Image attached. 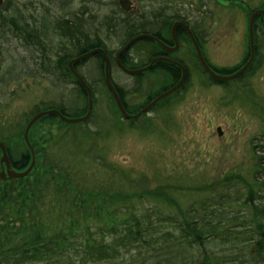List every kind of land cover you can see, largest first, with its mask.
Segmentation results:
<instances>
[{
	"label": "trees",
	"instance_id": "trees-1",
	"mask_svg": "<svg viewBox=\"0 0 264 264\" xmlns=\"http://www.w3.org/2000/svg\"><path fill=\"white\" fill-rule=\"evenodd\" d=\"M163 1L156 7V13L152 4L149 11L143 15L141 12L140 16L124 11L120 0L116 3L112 1L116 9H112L101 22H96L97 13L90 15L91 28L87 20H83L84 15L66 9L69 4L66 0L60 3L62 12L58 19L50 21L46 8L41 14L44 17L41 26H37L35 11H29L33 15H29V20L25 19L20 1L2 0L0 107L5 98L10 97L14 101L18 97L19 91L12 86L28 78L48 80L58 97L54 96L52 102L42 101L32 113L10 123L6 130L1 131L3 136L0 135V140L6 143L5 137L10 139L13 135H24L31 118L42 111L58 110L71 118L86 115L87 91L72 74L69 65L89 51L102 48L107 52L112 79L116 69L132 78L118 66L120 50L114 56L107 45V41L114 39L112 33H116L121 24H125L126 32L115 35L122 49L144 33L163 37L177 20H187V23L192 22L196 26V30L206 31V20L212 15L207 8V11L203 9L205 0H199L204 16L201 18L197 9H191L192 17L188 16L191 21H188L187 15L177 12L186 11L183 6L172 7V14H166ZM239 1L249 5L252 0ZM9 31L18 36V50L15 52H28L32 61L22 60L21 57L18 60L15 55L6 52L12 37ZM183 31L180 29V32ZM203 32L196 36L202 49L206 43ZM263 43L264 24L261 18H257L254 23L255 59L233 80L214 79L204 70L196 55L194 57L193 54L191 59L201 78L207 80L204 84L223 85L225 89H230L232 83L235 88L240 82L239 86L250 96L253 91L246 77L260 66L259 47ZM153 44L152 39L138 40L122 55L121 62L130 69L146 66L150 58L145 56L146 60L135 61L131 51L137 45L152 47ZM91 60L98 72L95 80H90V75L87 77L80 71V66ZM185 66L190 84L192 71H189L188 64ZM164 67L165 72L174 75L177 81L180 69L175 71L176 67L172 65ZM74 68L93 91L91 118L85 123L71 125L57 115L43 117L39 122L58 119L66 126L58 131L53 127L48 135L45 134L48 140L42 138L41 143L45 145L40 148L39 162L35 167L42 166L45 169L43 175L34 172L30 174L32 179L30 176L13 180L0 178V264H264V138L254 145L255 164L248 187L235 185L207 190L168 186L164 191L161 189L163 193L154 192L150 176L141 175L136 179L135 173L108 159L107 143L112 136L120 133V128H133L141 120L123 119L105 82L102 54L75 64ZM241 68L213 70L229 76ZM113 83L126 106L128 92L114 79ZM188 83L184 85L186 88ZM136 84L141 87L140 83ZM185 87L177 93L184 91ZM169 102L168 96L154 110L167 106ZM9 105L10 102L5 108ZM126 108L129 113H134ZM32 147L36 153L39 146L33 144ZM28 150V154L18 160L11 156L13 168L24 171L31 165L32 152ZM85 194H89L92 200L88 201ZM117 196H124L127 200ZM105 197L111 199L106 201ZM253 214L255 218L251 222Z\"/></svg>",
	"mask_w": 264,
	"mask_h": 264
},
{
	"label": "rangeland",
	"instance_id": "rangeland-1",
	"mask_svg": "<svg viewBox=\"0 0 264 264\" xmlns=\"http://www.w3.org/2000/svg\"><path fill=\"white\" fill-rule=\"evenodd\" d=\"M18 1L23 8L25 19L29 20V15H33L29 11H35V17H38L37 26L40 23L44 24L42 20L44 17H41V14L45 12L46 8L49 11L47 14L50 21L58 19L62 12L60 11L62 0ZM66 1L69 2L66 9L77 11L81 16L84 15L83 20L86 19L91 28V14L97 13L96 19L98 20L96 22H101L112 9H116L112 1L118 2V0ZM205 1H207L206 8L211 12L209 15H212V18L206 20L205 32L199 30V33L203 32L206 37V43L202 50L204 59L211 69L232 71L234 67L241 68L247 62L250 51L249 22L256 10L264 8V0H252L249 5L239 0ZM133 2L134 9L131 12L136 13L137 16H140L138 14L141 12L142 15L144 12L147 13L152 6V0H133ZM160 3L161 0L155 5ZM163 4L165 8L167 5L170 7L183 6L190 11L200 6V1L164 0ZM3 5L1 3L0 8ZM156 6L152 9H155ZM210 7L211 9H209ZM206 8H203L204 11H207ZM252 9L255 10L252 11ZM197 11H199L200 17L204 16L203 10L201 12L199 7ZM198 20L200 21L201 18ZM124 25L121 24L118 31L112 33V37L115 39L112 41L114 42L107 41V45H109L114 56L122 49L120 40L115 34H124L126 32ZM8 33L12 37L6 46L8 51H5L15 55L18 60L21 57L22 60L25 58L27 61H32L33 58L29 56L28 52L25 53L24 50L15 52L18 50L16 47L18 36L12 31ZM140 46L134 47L131 51V56L135 61L141 59L138 58L136 50L148 55L140 49ZM256 51L255 48V55ZM259 51L261 54L259 57L260 66L256 68L257 70L253 74L246 77V82L253 91L250 96L239 86L241 85L240 82L235 85V88L232 83L230 89H225L226 87L224 88L223 85L204 84L207 80L201 78L194 62L190 61L188 65L192 70V77L187 88L184 86L186 89L171 99L167 106H160L156 111L153 110L146 117L141 118V121L133 128L130 126L120 128V133L112 136L107 143L109 161L118 164L119 167H123L127 171H132L135 173L136 179L141 175L150 176L151 187L154 192L163 193L162 191L168 189V186L180 187L178 189L208 188L207 190L235 185L248 187L252 166L255 164L254 145L261 143L264 138V43L261 48L259 47ZM186 58H189L187 53ZM134 65L139 66L136 63ZM80 71L87 77L90 75V80H95L98 75L92 60L80 66ZM161 74L162 70L159 68L146 71L142 74L141 87L136 86V80L133 77L125 76L117 69L113 71V79L128 92L126 103L130 108L141 110L148 95L159 90L162 81ZM14 85L12 89L15 88L19 91L18 97L14 101L10 97L5 98L0 107L1 136H3L1 131L6 130L10 123L16 122L25 114L32 113L35 106L42 101L52 102L53 97L57 96L52 91L48 80L28 78L24 82ZM8 102H10V107L5 108ZM53 127H55V131H58L61 127L66 126L58 119L38 121L30 131V143L39 146L35 153L36 165L39 162L40 148L45 145V143H41L43 142L42 138L48 140L45 134L48 135L49 129ZM5 139L6 143L2 140L0 142L4 144L10 160L11 156L14 160H18L24 154H28L29 150L22 133L17 136L13 135L10 139L5 137ZM1 158L2 150L0 148V160ZM11 163L13 164L12 160ZM35 164L30 174L33 175L35 172L36 175H43L45 169L39 165L36 168ZM1 172L0 166V174ZM29 178L32 179L33 177L30 176ZM161 181L164 182L159 184ZM85 195L88 201L92 200L89 194ZM117 197L118 199L123 197L127 200L124 196ZM163 198V196L160 197L162 200ZM107 199H111V197H105V200L109 201ZM254 218L253 214L250 218L251 222L254 221Z\"/></svg>",
	"mask_w": 264,
	"mask_h": 264
},
{
	"label": "water",
	"instance_id": "water-1",
	"mask_svg": "<svg viewBox=\"0 0 264 264\" xmlns=\"http://www.w3.org/2000/svg\"><path fill=\"white\" fill-rule=\"evenodd\" d=\"M2 3V0H0V4ZM120 6L122 7V9L126 12H130L133 10L134 6H133V1L132 0H120ZM262 15L263 20H264V10H258L256 12L253 13L250 23H249V37H250V59L248 61V63L238 72L226 76V75H221L218 74L216 71H214L213 69H211L208 65V63L206 62V60L204 59V54L200 48L199 43L196 41V39L194 38L192 32L190 31V29H187L188 34L190 35L194 47L196 49V53L197 56L199 58V61L202 65V67L204 68V70L210 75V77L217 79V80H222V81H227V80H233L235 78H237L239 75H241L248 67L249 65L252 64L254 57H255V45H254V23H255V19L257 18V16ZM178 25H183L181 23H177L174 26V30L176 29V27ZM144 38H150V39H155L156 38L150 36V35H140L137 36L135 38H133L130 42H128V44L122 49V51L119 52L118 57H117V63L118 66L128 75L131 76H135V75H140L141 73H144L148 70L151 69L152 64L145 67V68H141V69H130L127 68L122 62H121V57L123 55L124 52H126L129 48H131L133 46V44H135L138 40L140 39H144ZM160 42V41H158ZM177 43V41H176ZM97 54H102L104 61H105V82L106 85L108 87V89L110 90L111 94L113 95L114 99H115V103L117 105V108L119 109L123 119L126 120H131V119H137L138 117H140L141 115H143L144 113L150 111L159 101H161L162 99H165L166 97L170 96L171 94H173L178 88H180L184 82L186 81L187 75H186V70L185 68L177 62H174L175 65H177L178 67L181 68L182 70V78L180 80V82L177 84L176 87L172 88L171 90L162 93L159 97H157L149 106L145 107L142 111H140L139 113H137L136 115H132L130 113H128L126 111V108L124 106L123 100L121 99L114 83H113V79L111 76V71H110V60L108 55L106 54V52L103 49H96L90 52H87L81 56H79L78 58L74 59L70 65L69 68L72 72V74L77 78V80L85 87L87 94H88V112L85 116L80 117V118H71V117H67L65 115H63L60 111L58 110H48V111H42L40 113H38L27 125L25 133H24V141L26 146L31 150L32 152V157H33V162L31 164V166L24 170V171H17L13 168V165L11 163V160L8 156L7 150L4 146V144L2 142H0V148L2 150V158H1V166L2 168L5 167V169L2 170L1 174H0V178L3 180H12V179H23L27 176V174H30L31 171L33 170V166L35 164V151L30 143L29 140V134L30 131L32 130V128L34 127V125L39 121V119L41 117H45V116H50V115H57L63 122L74 125V124H80V123H85L86 121H88L91 118V114H92V109H93V91L92 89L89 87V85L87 84V82L85 81V79L75 70L74 65L78 64L92 56H95ZM168 60V59H166ZM220 132V131H219ZM221 134V132H220Z\"/></svg>",
	"mask_w": 264,
	"mask_h": 264
},
{
	"label": "flooded vegetation",
	"instance_id": "flooded-vegetation-1",
	"mask_svg": "<svg viewBox=\"0 0 264 264\" xmlns=\"http://www.w3.org/2000/svg\"><path fill=\"white\" fill-rule=\"evenodd\" d=\"M157 1L156 0H152V8L155 7ZM207 1H205V5L207 7ZM168 4V3H167ZM166 4V5H167ZM204 5V8H206ZM158 7V5L156 6ZM178 7V6H177ZM198 7H196V9L198 10ZM165 8V7H164ZM186 9V8H185ZM211 9V7L209 8ZM166 10V11H165ZM199 10L202 12V9L199 8ZM261 10H264L261 9ZM153 11L155 12L156 11V8L153 9ZM191 11L193 10H190L188 11V8L186 9V11H177L179 14H183L186 16L187 15V19L188 21H191L189 19H191L190 17H188L189 15L192 17L191 14H188V13H191ZM258 11V10H256ZM255 11V12H256ZM164 12L166 14H172V7L168 6L167 5V8L164 9ZM188 12V13H187ZM156 13V12H155ZM197 14L198 16H200L199 14V11H197ZM156 17V16H154ZM202 18V17H201ZM258 19H262L263 21V24H264V20H263V17L262 15H259L257 16ZM257 18L255 19V23H256V20ZM198 19V18H197ZM197 21V20H196ZM186 22V23H185ZM177 23H181L183 25H178L176 27V29L174 30V26L177 24ZM190 29V31L192 32L194 38L196 39V41L199 43L200 45V48L201 50L202 47H201V44L198 40L197 37H199L200 33L198 30H196V26H193L192 22L191 23H187V20L186 21H182V20H177V22H175L173 24V26L171 27V29H169V32L167 33V36L164 35L163 37H157V39L160 41L158 42L157 40L155 39H152L154 44L152 45V47H150L149 45H146L145 47H142L140 46V49H142L143 51H145L148 55H145L144 53H140L141 55L143 56H148L150 58L149 60V63L146 65V66H149L152 64V67L150 69L153 70L155 68H159V70H162V81H161V85L159 86V90L155 93H153L152 95H148V98H147V101L145 103V105L143 106V108L141 110H136V108H130V106L128 105V103H126L127 107H129L131 110L134 111V113H130L132 115H136L137 113H139L140 111H142L145 107L149 106L157 97H159L162 93H160V91H169L171 90L172 88L176 87L177 84L180 82L181 78H182V70L180 69V67H178L177 65H175L174 62H177V63H180L186 70V75H187V78H186V81L188 83V68L187 65L190 61H192L193 59H191L193 57V54H194V57L196 55V57L198 58L197 56V53H196V49L194 47V44H193V41L190 37V35L188 34L187 32V29ZM180 29H183L184 31L183 32H180ZM195 29V30H194ZM180 32V33H179ZM178 34H182L181 36L178 35ZM187 35V36H186ZM197 36V37H196ZM162 39V40H161ZM185 40V41H184ZM177 41V43H176ZM204 48V47H203ZM203 52V51H202ZM186 53L188 54V57L189 58H186ZM168 59V60H166ZM255 59V58H254ZM199 60V58H198ZM172 65L174 67H176L174 70L177 71V69H180L181 71V75L179 76V78H177L178 80L176 81L174 75H169L168 73L165 72V70L163 68H165L164 66H166V68H169V66ZM171 68V67H170ZM172 70V69H171ZM190 72L192 71L191 69L189 70ZM144 74V73H142ZM140 74V75H142ZM140 75H135L133 76L134 79H138L136 80L137 83H140L141 84V80L143 79V76L142 78L140 77ZM192 75V73H191ZM141 78V79H140ZM184 86V84L182 85ZM182 89V87L179 89H177L173 95L171 96H174L177 92H179L180 90ZM164 93V92H163ZM179 93L176 94V96L178 95ZM170 96V100L173 99L174 97H171ZM163 100V99H162ZM161 100V101H162ZM159 101L155 106L154 108L161 102ZM125 106V107H126ZM153 108V109H154ZM126 111H127V108H126ZM128 112V111H127ZM129 113V112H128ZM141 118H143V115L138 117L137 119L140 120ZM137 119H134V120H137Z\"/></svg>",
	"mask_w": 264,
	"mask_h": 264
},
{
	"label": "bare ground",
	"instance_id": "bare-ground-1",
	"mask_svg": "<svg viewBox=\"0 0 264 264\" xmlns=\"http://www.w3.org/2000/svg\"><path fill=\"white\" fill-rule=\"evenodd\" d=\"M133 9H134V8H133ZM132 11H133V10H132ZM130 12H131V11H130ZM249 23H250V22H249ZM141 35H150V36H152V37H154V38L157 39V36L152 35V34H146V33H144V34H141ZM165 35L167 36V34H165ZM139 36H140V35H139ZM136 37H137V36H136ZM147 39H150V38H147ZM161 40H162V39H161ZM157 41H159V40L157 39ZM249 42H250V37H249ZM134 45H135V44H134ZM137 46H138V45H137ZM137 46H136V47H137ZM255 48H256V47H255ZM96 49H102V48H96ZM96 49H94V50H96ZM103 50H104V49H103ZM92 51H93V50H92ZM104 51H105V50H104ZM121 51H122V50H121ZM89 52H90V51H89ZM105 52H106V51H105ZM124 53H125V52H124ZM124 53H123V54H124ZM136 53H137V55H138V58H141V59H143V60H146V59H147L145 56L141 55L137 50H136ZM106 54H107V52H106ZM250 54H251V52H250V53L248 54V56H247L248 59H250ZM107 55H108V54H107ZM102 56H103V55H102ZM131 57H132V56H131ZM142 57H144V58H142ZM248 61H249V60H247L246 64L248 63ZM249 66H250V65H249ZM145 67H147V66L140 67V68H135V69H141V68H145ZM180 69H181V68H180ZM70 71H71V70H70ZM148 71H149V70H148ZM144 73H145V72H144ZM141 74H142V73H141ZM75 78H76V77H75ZM185 84H187V81L184 82V85H185ZM181 87L183 88L184 86H181ZM181 87H180V88H181ZM180 88H179V89H180ZM171 95H173V94H171ZM171 95H170V96H171ZM170 96H169V97H170ZM172 97H176V95H174V96H172ZM124 106H125V105H124ZM125 108H126V107H125ZM153 108H154V107H153ZM153 108H152L150 111L144 113V114H143V117H145L147 114L151 113V112L154 110ZM141 116H142V115H141ZM0 161H1V160H0ZM0 166H1V163H0ZM1 169L3 170V169H5V167L2 168V166H1ZM14 169H15V168H14ZM15 170H16V169H15ZM17 171H19V170H17ZM29 175H30V174H27L26 177H28Z\"/></svg>",
	"mask_w": 264,
	"mask_h": 264
}]
</instances>
